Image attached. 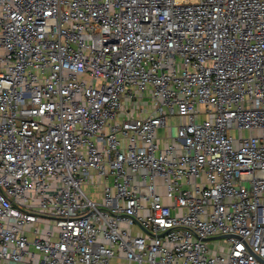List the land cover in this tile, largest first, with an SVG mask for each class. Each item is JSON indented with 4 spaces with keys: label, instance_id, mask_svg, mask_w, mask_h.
<instances>
[{
    "label": "built area",
    "instance_id": "2783aa9c",
    "mask_svg": "<svg viewBox=\"0 0 264 264\" xmlns=\"http://www.w3.org/2000/svg\"><path fill=\"white\" fill-rule=\"evenodd\" d=\"M0 264H264V0H0Z\"/></svg>",
    "mask_w": 264,
    "mask_h": 264
},
{
    "label": "rangeland",
    "instance_id": "374dc122",
    "mask_svg": "<svg viewBox=\"0 0 264 264\" xmlns=\"http://www.w3.org/2000/svg\"><path fill=\"white\" fill-rule=\"evenodd\" d=\"M179 2H182V1H191V2H196L197 0H177ZM178 123H185L184 120H180L178 118H174L172 121H171V125H173V130H172V133L175 135L177 129H176V125ZM245 133V132H244ZM165 135V130L163 129H160L159 130V136L160 137H164ZM84 189L90 194V195H93L95 196L97 194V192L99 191V187L97 186H85ZM161 193H165L166 192V188L165 187H162L160 190H159ZM226 242V239H212V240H209L208 242V245L209 247L211 248V252L212 253H215L216 252V248L217 246H220L221 249L219 250V252H224L225 250H227V247L228 245L225 244ZM215 248V249H214Z\"/></svg>",
    "mask_w": 264,
    "mask_h": 264
},
{
    "label": "water",
    "instance_id": "95a60500",
    "mask_svg": "<svg viewBox=\"0 0 264 264\" xmlns=\"http://www.w3.org/2000/svg\"><path fill=\"white\" fill-rule=\"evenodd\" d=\"M221 238V237H220Z\"/></svg>",
    "mask_w": 264,
    "mask_h": 264
}]
</instances>
